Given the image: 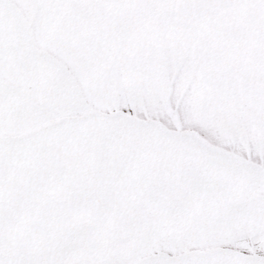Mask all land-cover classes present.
I'll return each mask as SVG.
<instances>
[{
    "label": "snow or ice",
    "instance_id": "6c2138e0",
    "mask_svg": "<svg viewBox=\"0 0 264 264\" xmlns=\"http://www.w3.org/2000/svg\"><path fill=\"white\" fill-rule=\"evenodd\" d=\"M0 264H264V0H0Z\"/></svg>",
    "mask_w": 264,
    "mask_h": 264
}]
</instances>
